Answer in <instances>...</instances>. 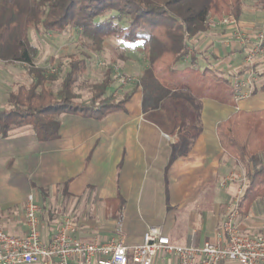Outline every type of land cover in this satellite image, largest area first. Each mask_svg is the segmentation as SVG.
I'll return each mask as SVG.
<instances>
[{
  "label": "crops",
  "instance_id": "0c3cea01",
  "mask_svg": "<svg viewBox=\"0 0 264 264\" xmlns=\"http://www.w3.org/2000/svg\"><path fill=\"white\" fill-rule=\"evenodd\" d=\"M254 15L244 10L236 25L213 19L215 26L190 42L189 52L196 54L197 60L192 64L188 55L178 67H210L230 79L243 71L246 73L240 77L246 78L248 71L254 74L257 69L263 78L255 87L264 86V54H258L252 66L244 59L240 61L246 56L240 33L252 31L258 24ZM245 34L250 36L248 46L252 48L256 34ZM132 47L126 56L137 78L125 82L113 76L107 92L114 99L131 94L125 110L103 119L61 114L56 118L59 135L47 142H41L30 126L15 128L8 136L0 137V229L24 236L26 202L29 195H34L46 242L67 221L73 225L72 236L84 242H106L122 236L132 247L142 243L151 227L160 228L177 245L202 246L219 241L228 207L241 188L240 179L226 180L231 174L240 176L242 167L225 152L217 126L239 109L255 111L240 104L251 98L250 90L243 87L247 96L237 101V106L204 99L200 130L193 131L194 142L186 154L171 161L173 148L180 142L177 108L172 98H166L159 108L144 109V92L137 85L147 62L140 46L137 51L143 60L138 65ZM79 59L86 61L88 69V57ZM6 64L21 63L0 61V110L9 108V95L15 90L8 89L18 80L5 69ZM33 81L32 76L30 84ZM78 96V102H87ZM254 96L258 101L252 104L264 109V92ZM187 114L193 120L192 110ZM260 199L246 214L239 211L241 234L264 235V203ZM71 264L84 263L74 258ZM154 264L177 261L165 255Z\"/></svg>",
  "mask_w": 264,
  "mask_h": 264
},
{
  "label": "trees",
  "instance_id": "16d2710c",
  "mask_svg": "<svg viewBox=\"0 0 264 264\" xmlns=\"http://www.w3.org/2000/svg\"><path fill=\"white\" fill-rule=\"evenodd\" d=\"M244 5V0H0V61L27 64L34 77L28 87L20 86L9 95V108L0 110V137L30 126L41 142H47L58 137L60 123L56 118L61 114L103 119L125 110L131 94L122 99L107 96L113 82L112 68L93 86L91 99L78 102L74 88L86 72L84 59L72 57L56 92L49 84L58 79L57 74L34 66L39 49L30 40L31 30L63 33L75 29L91 42L95 53L113 37L143 48L147 67L137 88L143 89L144 109L159 108L166 98H172L177 108L180 142L173 148L174 161L187 153L196 136L193 131L200 130L204 99L237 106V93L229 77L210 67L178 65L188 55L192 64L197 60L196 54L189 52L190 42L211 29V19L233 17L239 21ZM257 5L264 12V0H257ZM115 13L118 17L106 18ZM259 92H264V86L255 87L252 94ZM188 110L194 114L191 121ZM217 135L225 152L248 171L239 204L241 213L246 214L257 199L264 198V109L237 110L218 124Z\"/></svg>",
  "mask_w": 264,
  "mask_h": 264
},
{
  "label": "built area",
  "instance_id": "2783aa9c",
  "mask_svg": "<svg viewBox=\"0 0 264 264\" xmlns=\"http://www.w3.org/2000/svg\"><path fill=\"white\" fill-rule=\"evenodd\" d=\"M221 24H237L233 17H224ZM211 25L215 21L211 19ZM246 55L247 63L252 66L258 53H264V31L254 39V46H248L250 36L239 37ZM248 77L235 76L231 79L236 90V100L247 96L243 87L251 82L252 71ZM124 78H122L123 80ZM240 179L243 183L238 196L230 203L227 217L218 233V242L208 241L202 246L177 245L164 235L158 227L149 228L141 244L129 247L124 238L106 242H84L72 236L74 231L70 221L63 224L54 238L46 242L41 234L38 214L40 207L34 195L26 202L25 221L27 232L16 236L0 229V264H71L78 258L84 264H154L159 256H173L177 264H264V235L249 236L239 231V204L246 186V179L231 174L227 181Z\"/></svg>",
  "mask_w": 264,
  "mask_h": 264
},
{
  "label": "rangeland",
  "instance_id": "374dc122",
  "mask_svg": "<svg viewBox=\"0 0 264 264\" xmlns=\"http://www.w3.org/2000/svg\"><path fill=\"white\" fill-rule=\"evenodd\" d=\"M244 3V10L247 13L255 14L254 16L258 18V24L252 31H242L240 36L246 32H249L251 35L256 34L257 36L259 33L264 31V12L258 7L257 0H244ZM111 17H118V15L115 13L111 16H107L106 18ZM254 22H256V20H254ZM30 40L39 49V55L34 61V66L45 67L48 70V74H57L58 76L56 81L49 84V87L55 92L60 89L63 78L70 69V60L72 57L83 58L87 56L89 60L88 69L84 77H79V81L75 86V92L83 98L82 101H87L90 98L93 93L94 84L102 80L103 74L108 68L113 69L114 78L116 80H122V78H124L123 80L125 82H130L137 78V73H132L135 68H132L134 66L131 67V64L129 63L130 57L126 56V53L128 54V50L132 46L120 41L116 37L107 39L104 43L103 50L97 53L90 49L91 42L83 38L79 30L75 29H67L63 33H47L44 31L31 30ZM137 47H140V45L132 48L135 50L134 57L139 65L143 58L142 56H139V53L141 52L140 50L137 51ZM243 59L245 61L246 56H244V58L241 57L240 61ZM255 60L253 64L255 63ZM4 67L8 72L14 73L16 79H18L17 84L15 86H11L8 91H16L20 86L28 87L30 85L32 76L28 73L29 66L27 64H15L13 66L6 64ZM135 72H137V70ZM259 73L260 71L255 69L254 74L251 77V82L246 85V89L250 90L249 96L251 95V98L240 102V104L250 106L252 110H259L261 108L252 104L254 101H258L257 97L252 94V91L255 85H257V83L263 78V76ZM88 81L90 84H87ZM8 91L6 90V92ZM239 174L241 177H244L247 182V169L244 167L241 168ZM239 184L241 186L243 185L241 181ZM260 201L264 203V198H261ZM252 215L254 216V214Z\"/></svg>",
  "mask_w": 264,
  "mask_h": 264
}]
</instances>
